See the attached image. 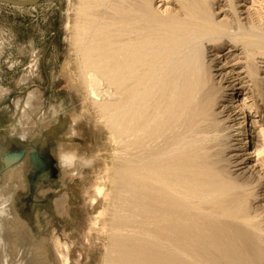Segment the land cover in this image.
<instances>
[{
	"label": "bare ground",
	"instance_id": "1",
	"mask_svg": "<svg viewBox=\"0 0 264 264\" xmlns=\"http://www.w3.org/2000/svg\"><path fill=\"white\" fill-rule=\"evenodd\" d=\"M247 1L74 0L75 69L81 83L91 85L88 93L98 94L96 86L105 82L118 95L111 102L97 101L96 108L122 142L125 185L136 188L138 200L133 198L140 242L117 235L116 254L122 256L110 264H183L192 259L183 257L190 244L219 249V263L264 264V242L241 212L246 195L234 176L247 156L261 154L255 147L257 119L249 113L259 112V100L264 105L258 76L264 72L258 65L264 64V0H251L249 6ZM208 48L222 54L211 58ZM238 48L245 61L224 62ZM242 64L232 73V65ZM225 66L231 69L223 73ZM245 88L257 92L250 90L251 106ZM230 95L236 111L224 114L228 106L220 103L227 100L221 98ZM259 133L264 137V129ZM240 150H246V158L240 159ZM229 151L237 152L227 156ZM5 193L0 190V264H30L37 255L29 250L33 240ZM230 232L241 251L223 247Z\"/></svg>",
	"mask_w": 264,
	"mask_h": 264
},
{
	"label": "rangeland",
	"instance_id": "2",
	"mask_svg": "<svg viewBox=\"0 0 264 264\" xmlns=\"http://www.w3.org/2000/svg\"><path fill=\"white\" fill-rule=\"evenodd\" d=\"M73 3L74 0H0V190L13 198V207L10 204L9 208L33 240V244L28 243L29 250L37 258L30 264H110L122 256V251L116 254L117 235L133 242L140 238L136 188L125 185L129 184L123 175L128 162L124 159L122 142L107 128L106 118L96 108L97 101L111 102L118 95L105 82L96 86L98 94L88 93L91 85L84 86L78 78L72 36ZM247 4L251 5V0ZM165 6L176 8L168 2ZM228 17L235 28V19L231 14ZM217 49L208 48L209 57L221 55ZM241 51L238 48L234 56H224L228 57L224 62L230 61V65L244 62ZM236 55L240 58L233 60ZM222 61L223 58L218 60L219 66ZM258 65L264 70V64ZM225 67L223 73L231 69ZM232 68V73L237 72L244 64ZM259 73L260 79H264V72ZM251 89L245 88L250 106ZM239 92L242 89L233 94ZM235 95L221 98L227 101L220 104L229 107L224 114L236 111L237 102L232 101ZM262 102H257L259 112L249 113V117L257 119L255 147L261 154H250L249 161L233 171L238 189L248 198L245 197L247 202L240 201L241 212L260 242H264V137L259 133L264 129ZM236 152L229 151L227 156ZM61 153L74 154L77 159L71 166L62 167ZM237 153L240 159L246 158L243 155L246 150ZM5 159L8 165L4 164ZM2 205L0 202V208ZM231 233L222 245L227 244L230 249L237 247L234 251L238 252L240 244L233 246L236 239ZM200 245L195 249L192 244L187 246L198 253L187 249L183 257L192 259L184 262L216 264L219 249L206 250V246ZM126 251L127 248L124 254ZM201 251L205 252L204 256Z\"/></svg>",
	"mask_w": 264,
	"mask_h": 264
},
{
	"label": "clouds",
	"instance_id": "3",
	"mask_svg": "<svg viewBox=\"0 0 264 264\" xmlns=\"http://www.w3.org/2000/svg\"><path fill=\"white\" fill-rule=\"evenodd\" d=\"M76 159L77 157L74 154L61 153L59 156V163L62 167H69L76 161Z\"/></svg>",
	"mask_w": 264,
	"mask_h": 264
}]
</instances>
